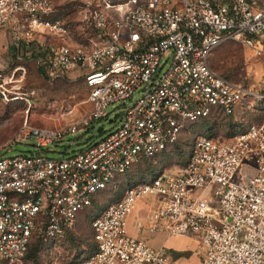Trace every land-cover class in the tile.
I'll return each mask as SVG.
<instances>
[{
  "label": "built area",
  "instance_id": "obj_1",
  "mask_svg": "<svg viewBox=\"0 0 264 264\" xmlns=\"http://www.w3.org/2000/svg\"><path fill=\"white\" fill-rule=\"evenodd\" d=\"M70 1L78 10L72 25L58 0H0V29L36 54L43 79L82 80L88 105L61 128L25 120L0 145V264H31L33 234L48 242L71 231L97 193L167 151L185 123L233 115L250 92L211 67L217 47L232 40L264 60L262 0ZM112 105L120 110L110 118ZM100 120L111 128L101 125L82 148L45 154ZM17 138H33L40 151L3 156ZM143 197L152 204L148 228L192 240L198 264H264L263 123L228 138L198 135L178 171L126 186L91 221L94 251L68 264H181L172 249L128 234L126 219Z\"/></svg>",
  "mask_w": 264,
  "mask_h": 264
},
{
  "label": "rangeland",
  "instance_id": "obj_2",
  "mask_svg": "<svg viewBox=\"0 0 264 264\" xmlns=\"http://www.w3.org/2000/svg\"><path fill=\"white\" fill-rule=\"evenodd\" d=\"M58 3L59 15L69 24H74L78 17L76 4L70 0H58ZM210 64L217 73L250 92L234 115L213 114L206 119L185 123L177 141L167 151L142 161L125 176L117 178L113 186L97 193L91 205L78 213L71 231L48 242L39 240L33 234L30 243L31 264H68L92 253V219L108 203L117 200L126 185L146 180L152 172L178 171L196 136L209 133L228 138L239 128L245 129L255 122L264 125V60L254 58L249 48L230 40L213 51ZM85 99L86 90L82 80L76 79L73 73L53 81L43 79L37 70L36 60L26 54L24 46L16 47L11 33L0 29V145L13 139L25 120L34 126L51 128H61L77 121L88 110ZM66 109L71 112L61 116ZM119 110L120 107L112 105L106 112L113 118L119 114ZM101 125L105 130L111 128L103 120L94 122L88 130L79 127L76 134L65 135L59 142L49 146L45 154L57 158L82 148L101 135L97 132ZM39 151L33 138H17L15 142L5 145L1 154L9 157ZM175 238L182 239L186 245L189 242L187 238ZM170 253L176 259L193 255L190 262L182 264L199 262L200 254L196 251Z\"/></svg>",
  "mask_w": 264,
  "mask_h": 264
},
{
  "label": "crops",
  "instance_id": "obj_3",
  "mask_svg": "<svg viewBox=\"0 0 264 264\" xmlns=\"http://www.w3.org/2000/svg\"><path fill=\"white\" fill-rule=\"evenodd\" d=\"M151 207L152 204L150 203V198L143 197L138 200L133 212L126 219L128 234L135 238L144 240L148 245L154 248H159L164 245L169 249H172V251H176L178 253L182 251H193L194 243L189 238H187L189 239V242L186 245V242L182 239L169 237L162 231H154L148 228L147 218ZM191 259H193L192 254L189 257H178L176 260L177 262L180 261L182 264L190 262Z\"/></svg>",
  "mask_w": 264,
  "mask_h": 264
},
{
  "label": "trees",
  "instance_id": "obj_4",
  "mask_svg": "<svg viewBox=\"0 0 264 264\" xmlns=\"http://www.w3.org/2000/svg\"><path fill=\"white\" fill-rule=\"evenodd\" d=\"M29 57H30V58H33V59H36V54L33 53V54H31ZM37 70H38V72H39V74H40V70H39L38 68H37ZM233 115H234V114H233ZM231 116H232V115H231ZM255 123H259V122H255ZM154 158H155V157H154ZM151 159H152V158H151ZM146 160H149V159H146ZM143 161H144V160H143ZM140 163H141V162H140ZM128 173H129V172H128ZM156 173H158V172H152L151 175H150L149 177L153 176V175L156 174ZM126 174H127V173H126ZM126 174H125V175H126ZM125 175H124V176H125ZM149 177H148V178H149ZM143 181H145V180H143ZM140 182H142V181H140ZM135 183H136V182H135ZM131 184H134V183H131ZM131 184H128V185H126V186H129V185H131ZM126 186H125V187H126ZM97 215H98V214H97ZM97 215H96V216H97ZM96 216H95V217H96ZM92 220H93V219H92ZM91 231H92V230H91ZM67 233H68V232H67ZM38 238H39V237H38ZM92 239H93V238H92ZM39 240H41V239L39 238ZM41 241H42V240H41ZM93 243H94V242H93ZM177 253H178V252H177ZM31 254H32V250L30 249V245H29V247H28V251H27V253H26V258H27L28 260L30 259ZM29 261H30V260H29Z\"/></svg>",
  "mask_w": 264,
  "mask_h": 264
},
{
  "label": "water",
  "instance_id": "obj_5",
  "mask_svg": "<svg viewBox=\"0 0 264 264\" xmlns=\"http://www.w3.org/2000/svg\"><path fill=\"white\" fill-rule=\"evenodd\" d=\"M102 130V127L97 128V132H100Z\"/></svg>",
  "mask_w": 264,
  "mask_h": 264
}]
</instances>
